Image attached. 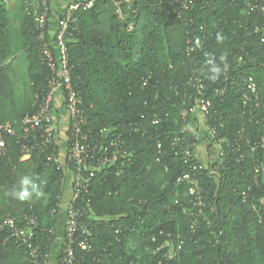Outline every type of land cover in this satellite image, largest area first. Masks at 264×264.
I'll return each instance as SVG.
<instances>
[{
	"label": "trees",
	"instance_id": "1",
	"mask_svg": "<svg viewBox=\"0 0 264 264\" xmlns=\"http://www.w3.org/2000/svg\"><path fill=\"white\" fill-rule=\"evenodd\" d=\"M9 1L0 0V123L35 112L49 90L50 69L34 33L35 0H15L14 7ZM170 1H98L76 13L80 26L67 45L89 127L106 129L103 142L121 136L134 155L130 163L105 168L94 179L91 205L98 219L92 221L90 250L78 248L79 259L83 264H264V146L254 152L246 143L240 150L235 145L217 170L212 168L220 157L206 165L203 212L191 203L189 185L177 183L187 167L169 147V138L184 132L198 142L189 129L198 90L188 82L199 76L218 109L211 125L231 142L243 128L253 141L264 135V121H250L243 114L242 95L233 83L241 68L264 70V43L253 33L263 16L246 14L243 0L196 6L189 16L204 45L191 52L187 27ZM218 35L223 39L217 40ZM224 53L228 70L213 81L206 60L215 56L219 63ZM22 61L25 74L18 69ZM224 88V95L216 94ZM64 106V96H57L56 126ZM6 140L7 154L0 157V223L7 215L33 213L38 222L35 242L50 253L72 165L65 158L61 164L49 161L40 150L22 160V143L9 135ZM69 144L59 135L55 146L66 152ZM22 174L44 181L41 198L20 202L7 194ZM0 264L35 263L23 244L10 239L0 247Z\"/></svg>",
	"mask_w": 264,
	"mask_h": 264
},
{
	"label": "built area",
	"instance_id": "2",
	"mask_svg": "<svg viewBox=\"0 0 264 264\" xmlns=\"http://www.w3.org/2000/svg\"><path fill=\"white\" fill-rule=\"evenodd\" d=\"M98 1L107 0H35L33 3V17L35 22L34 33L40 46V56L49 69L48 92L39 98L36 111L27 113L21 119L7 120L0 123V157L7 154L6 135L16 137L22 143V160H26L36 150L47 154L49 161L60 163L66 159L72 165V191L68 202L64 207L66 224L64 230V246L59 264H83L78 253L81 250H90V236L93 220L98 219L92 208V184L99 172L105 168L124 166L133 159V153L127 148L121 136L103 142L101 136L106 129L94 130L89 127L82 91L74 84L72 79V64L67 40L79 29V19L76 15L80 9L92 8ZM234 1V0H231ZM217 0H171L177 18L182 20L186 28V43L188 51H195L204 45V39L200 38L195 28V20L189 16L196 6L201 9L215 7ZM245 12L248 15L261 14L263 22L253 28V33L261 37L264 43V0H243ZM119 17L123 18L120 11ZM133 29V25H130ZM199 29H203L200 26ZM237 57V56H236ZM242 59V55L238 56ZM233 80L242 95L244 103V115H249L250 121H264V78L261 80L253 71L240 69ZM264 72V70H262ZM219 77V76H218ZM145 79L143 85L147 83ZM190 85L197 88L198 94L194 96L195 105L190 112L196 111L204 118L208 134L211 140L220 148V162L212 168H219L224 162V156L234 146L240 150L242 144L250 145L251 150L256 152L264 146V135L258 140L245 137L244 128L241 129L234 142L223 135L216 125H211L214 116L218 114L212 99L204 93L206 84L199 76L190 78ZM225 89H216V94L224 95ZM59 95L65 98V110L68 114V128L65 136L70 141L66 152H62L55 146L57 137L61 135L57 130L55 120L54 101ZM157 97V95H156ZM193 97V95H192ZM186 103V102H184ZM155 120L154 123H157ZM224 127V124H219ZM196 142H191L190 137L183 134L174 135L169 138L170 151L181 156L186 164L187 171L178 178L177 183L189 185L188 194L190 201L199 212H203L207 206L204 197V188L201 177L204 175L206 165L201 162L196 154ZM159 143V148L162 150ZM161 150L159 152L161 153ZM244 159L241 155L239 161ZM61 166V165H59ZM257 167L256 171L259 172ZM255 185L260 188L261 184L256 177ZM247 197V191H243ZM53 212H57L54 209ZM38 222L33 213H27L23 218L7 215L0 223V247L10 239H15L26 247V253L35 264H48L49 252H42L41 245L35 242ZM160 249V248H159Z\"/></svg>",
	"mask_w": 264,
	"mask_h": 264
},
{
	"label": "crops",
	"instance_id": "3",
	"mask_svg": "<svg viewBox=\"0 0 264 264\" xmlns=\"http://www.w3.org/2000/svg\"><path fill=\"white\" fill-rule=\"evenodd\" d=\"M253 73L258 76V78L261 80L264 78V72L262 70H254ZM59 127L61 128V135L65 136L67 134L68 128V114L65 109L62 111L61 120H59ZM189 129L198 139L195 151L201 162H203L207 166H211L217 161H219L220 148L215 142L210 139L206 122L198 111H196L193 115V122L189 125ZM72 178L73 175L70 174L69 182L67 184L68 188L66 189L67 192L65 193L64 198L62 199L63 205H65L70 198L72 191ZM66 220V214L63 210L57 222L56 235L52 242L48 264H59V257L62 252L65 241L64 230Z\"/></svg>",
	"mask_w": 264,
	"mask_h": 264
},
{
	"label": "clouds",
	"instance_id": "4",
	"mask_svg": "<svg viewBox=\"0 0 264 264\" xmlns=\"http://www.w3.org/2000/svg\"><path fill=\"white\" fill-rule=\"evenodd\" d=\"M223 37L217 36V40H222ZM206 64L209 66V72L211 73L210 79L216 80L223 72L228 70L227 53L221 54L219 57V63L216 61L215 56H209L206 60ZM44 181L39 179L35 175L22 174L19 177L17 185L13 186L8 195L17 201L25 202L34 198L39 199L43 196Z\"/></svg>",
	"mask_w": 264,
	"mask_h": 264
},
{
	"label": "rangeland",
	"instance_id": "5",
	"mask_svg": "<svg viewBox=\"0 0 264 264\" xmlns=\"http://www.w3.org/2000/svg\"><path fill=\"white\" fill-rule=\"evenodd\" d=\"M14 1L15 0H11V1H9V6L10 7H14L15 5H14ZM125 9H129V7L126 5V7H125ZM18 69L20 70V73L22 74V72H23V74H25V64H24V62L22 61V62H19L18 63ZM22 70V71H21ZM25 76V75H24Z\"/></svg>",
	"mask_w": 264,
	"mask_h": 264
}]
</instances>
